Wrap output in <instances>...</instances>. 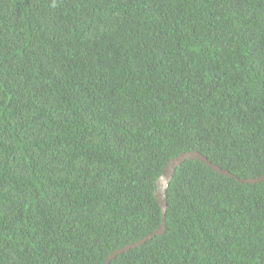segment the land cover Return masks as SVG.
<instances>
[{"label":"trees","instance_id":"trees-1","mask_svg":"<svg viewBox=\"0 0 264 264\" xmlns=\"http://www.w3.org/2000/svg\"><path fill=\"white\" fill-rule=\"evenodd\" d=\"M264 264V0H0V264ZM236 176V177H235Z\"/></svg>","mask_w":264,"mask_h":264},{"label":"water","instance_id":"water-1","mask_svg":"<svg viewBox=\"0 0 264 264\" xmlns=\"http://www.w3.org/2000/svg\"><path fill=\"white\" fill-rule=\"evenodd\" d=\"M186 159H200L202 162L206 163L210 168H213L214 170L228 175V176H234L230 171L223 169L221 166L217 165L216 163L211 162L205 155L201 154L198 151H189L186 153H182L178 155L177 157L173 158L171 161L167 163L165 166V170L161 177L158 179V189L155 191V195L158 199V202L161 206L162 209V223L161 226L156 229L154 232H152L150 235L146 236L145 238L138 240L134 243H130L126 245L125 247L111 253L107 259L105 264H109L110 260H112L118 253H121L125 250H128L132 247H136L139 245L144 244L147 240L151 239L154 237L156 234H162L165 230V216L167 212V194H166V189L169 185L170 180L172 179L177 167H179ZM236 177V176H235ZM239 181L244 182V183H255L264 180V174L259 176V177H251V178H238L236 177Z\"/></svg>","mask_w":264,"mask_h":264}]
</instances>
